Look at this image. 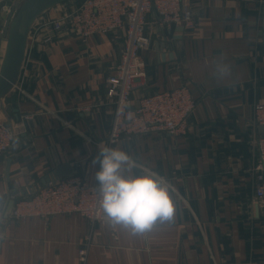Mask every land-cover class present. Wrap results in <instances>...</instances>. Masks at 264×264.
I'll list each match as a JSON object with an SVG mask.
<instances>
[{
  "label": "crops",
  "instance_id": "crops-1",
  "mask_svg": "<svg viewBox=\"0 0 264 264\" xmlns=\"http://www.w3.org/2000/svg\"><path fill=\"white\" fill-rule=\"evenodd\" d=\"M192 6L189 29L165 28L154 10L148 14L146 76L132 91L137 103L189 88L197 106L186 133H140L112 146L138 165L125 175L147 169L171 185L173 218L133 235L77 213L5 217L10 200L47 185L63 164L98 184L99 165L92 161L108 142L114 118L106 80L119 62L125 30L82 40L64 29L51 43L31 46L17 85L2 101L4 111L0 104L1 118L16 128L12 147L0 154V264H80L83 247L86 264H264V217L260 208L256 215L253 172L262 131L253 111L264 99V3L194 0ZM9 19L0 9V64Z\"/></svg>",
  "mask_w": 264,
  "mask_h": 264
},
{
  "label": "built area",
  "instance_id": "built-area-1",
  "mask_svg": "<svg viewBox=\"0 0 264 264\" xmlns=\"http://www.w3.org/2000/svg\"><path fill=\"white\" fill-rule=\"evenodd\" d=\"M22 1L0 0V9L11 19ZM193 1L79 0L71 9L39 17L30 30L27 52L35 43H51L64 29L71 30L82 40L125 30L119 62L106 80L107 95L114 105V118L108 142L102 143L101 147L112 148L121 138L130 139L135 134L152 131L181 135L186 133L188 118L197 106L189 88L182 86L157 92L140 98L137 103L132 100V91L135 81L146 76L143 52L152 44L146 34L148 14L154 10L165 28L180 25L189 29L195 22ZM253 120L262 128L256 143L253 172L255 200L264 217V99L254 105ZM15 136L16 128L0 116V154L10 150ZM99 200L98 184L91 185L81 176L62 177L15 201L11 216L26 221L32 217L47 220L59 214L77 213L93 224H106L108 221L99 209ZM87 253V247L79 250L80 264H86Z\"/></svg>",
  "mask_w": 264,
  "mask_h": 264
},
{
  "label": "clouds",
  "instance_id": "clouds-1",
  "mask_svg": "<svg viewBox=\"0 0 264 264\" xmlns=\"http://www.w3.org/2000/svg\"><path fill=\"white\" fill-rule=\"evenodd\" d=\"M92 163L99 165L95 174L99 209L112 226L119 225L137 235L151 230L158 220L173 218L171 185L147 169L140 175H125L138 167L126 152L102 146Z\"/></svg>",
  "mask_w": 264,
  "mask_h": 264
},
{
  "label": "water",
  "instance_id": "water-1",
  "mask_svg": "<svg viewBox=\"0 0 264 264\" xmlns=\"http://www.w3.org/2000/svg\"><path fill=\"white\" fill-rule=\"evenodd\" d=\"M68 0H23L16 14L9 20L5 38V49L0 64V104L4 111L2 101L17 85L27 54V44L30 30L36 20L48 10ZM181 30L183 28L181 27ZM165 54L162 53V58ZM76 172L68 164L55 169L49 177L55 182L58 178L73 176ZM14 200H10L6 208L5 217L11 214ZM256 215L259 207L256 205Z\"/></svg>",
  "mask_w": 264,
  "mask_h": 264
},
{
  "label": "rangeland",
  "instance_id": "rangeland-1",
  "mask_svg": "<svg viewBox=\"0 0 264 264\" xmlns=\"http://www.w3.org/2000/svg\"><path fill=\"white\" fill-rule=\"evenodd\" d=\"M71 2H72V0H68V1L63 2L61 5H63L62 6L63 8H68L71 6Z\"/></svg>",
  "mask_w": 264,
  "mask_h": 264
},
{
  "label": "trees",
  "instance_id": "trees-1",
  "mask_svg": "<svg viewBox=\"0 0 264 264\" xmlns=\"http://www.w3.org/2000/svg\"><path fill=\"white\" fill-rule=\"evenodd\" d=\"M74 1V0H73ZM76 1V3L79 1V0H75Z\"/></svg>",
  "mask_w": 264,
  "mask_h": 264
}]
</instances>
